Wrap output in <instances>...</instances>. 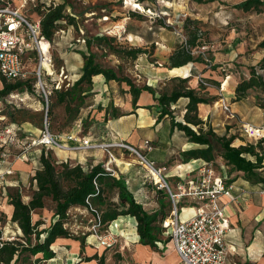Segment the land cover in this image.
<instances>
[{
  "label": "crops",
  "instance_id": "0c3cea01",
  "mask_svg": "<svg viewBox=\"0 0 264 264\" xmlns=\"http://www.w3.org/2000/svg\"><path fill=\"white\" fill-rule=\"evenodd\" d=\"M48 1L50 2L51 0ZM85 1L89 3L93 0ZM192 4L196 3L192 2ZM222 12L215 11L212 16L194 13L188 15L187 18L198 21L199 25L209 23L216 26L215 20L219 18ZM91 14L93 13L91 12ZM227 14L226 17L224 16V21L222 22V27L226 31V37L222 38L221 41L216 39L215 44L210 47L211 64L207 65L198 62L187 64L190 65L187 76L191 77L189 82L191 88L198 90L200 79L216 82L215 84L209 83L206 89L203 90V93H207L206 96L213 100L209 104L199 105V116L219 135H234L235 128L238 125H235L237 123L235 120H228L227 114L223 116V111H221L222 98L229 102L232 112L239 119L259 127H264V110L258 107L255 97L256 93H250L247 98L241 101H234L238 83L250 76L248 68L258 65L264 57V49L258 48L259 43L264 40V12L258 15L261 16L258 21H253L252 16L245 19V29L243 30L242 27L238 29L233 25L235 22L232 20L236 14L233 15V12H228ZM246 27H248L249 31ZM252 27L261 31L258 35V40L252 39L249 36ZM131 38L139 40L138 47L143 49H148L154 43L158 44L154 33L146 35L139 30H131L128 40H131ZM162 47L166 48L165 44ZM176 49L178 48L169 47L168 51H162V55L157 50L153 56L159 55L163 62L158 60L153 61L150 58L151 56L149 57L146 54L140 56L135 61H130L133 65L124 76L133 79L139 87L144 85L152 87L155 92L154 95L148 91H143L136 106L133 104V96L129 92L130 89L126 83L107 82L103 75L93 77V86L98 97L105 98V101L110 102V106L112 105L111 107H115L120 111L121 115L116 118L109 116L106 123H98V126H105L108 130L104 132V135L94 133L92 139L100 141L101 138H105L110 141V143L103 144L93 143L96 145H117L124 143L141 153L149 161L154 162L155 166L159 169L173 170L179 163H182V175L187 176L192 168L200 166L205 161L202 159L186 161L184 153L202 147L190 142L184 132L174 128L170 117L165 116L159 119L160 107L156 99L161 92L172 88V79L174 77H179V75L173 74L170 68V57ZM66 67L68 69V65ZM78 76L80 77V75ZM187 103L188 99L181 98L176 104L172 105L173 113L178 121L183 120ZM109 104L104 108L105 113ZM176 115L180 116L177 117ZM69 133L77 135L78 138H91L88 135L81 134V129L79 128H72L67 134H59L60 140L69 148L53 149L59 163L71 161L79 163L85 168L98 164L105 166L109 160V152H111L115 158L111 163V167L116 171L115 176H122L125 180L129 181V189L134 194L136 200L141 202L146 209L150 210L158 206L159 203L156 200L159 198V194H165L163 192H156L151 185L145 182L144 174L142 173L144 167H137V164L141 165V162L132 158L133 151L119 146L109 149L74 150V147H77L78 143L66 139V135ZM147 140L151 141L154 146L152 151H147L145 148V141ZM246 143H248L247 139L240 144H234V146ZM18 148L19 146L16 145L12 149L16 150ZM35 148L33 147L30 150L28 161L12 158L8 163L0 167L2 173L10 170L6 176L7 181L0 180V193L2 194V201L5 202V204L3 202L0 204V211L4 214L5 221L7 220L15 225L20 234L22 232L18 225L11 221L14 206L9 204L7 192L10 188L19 189L23 195L24 202H29L31 194H27V191L32 187L35 188V184L32 186L31 178L41 168L40 156L44 150L43 146ZM17 153L15 152L14 155ZM219 162L226 164L222 158H217L215 161V163ZM229 176L231 183L236 187V192L237 190H245L249 192V195L231 204H227L226 198H223L221 201L222 205H226V213L231 225V231L227 237L230 255L226 264H264V194L261 193V190L264 189V184H254L246 180L243 173L231 172ZM170 178L174 182L176 181V177ZM165 198L170 203L166 195ZM76 211L89 213L86 209L74 207L70 210V214ZM110 229L136 243V249L140 253V257L150 254L151 247L143 245L139 241L137 221L134 217H119L112 223ZM130 234L132 236H129ZM84 235H86V240L83 250L81 242L77 239L58 238L52 245V250L56 253V256L50 260L43 261L42 264H70L71 262H78V258L81 260L80 264H98V259L89 261L87 259L95 255L98 258L102 257L100 255L102 253L100 252L106 248L91 245L97 240L91 232ZM125 242V246H128L129 241L126 240ZM170 263L168 261L158 264Z\"/></svg>",
  "mask_w": 264,
  "mask_h": 264
},
{
  "label": "trees",
  "instance_id": "16d2710c",
  "mask_svg": "<svg viewBox=\"0 0 264 264\" xmlns=\"http://www.w3.org/2000/svg\"><path fill=\"white\" fill-rule=\"evenodd\" d=\"M198 4H207L216 0H190ZM37 5L36 12L40 17L41 36L51 43L59 29L61 23L66 21L70 26L76 24L75 16L68 12L67 1H41ZM236 9L245 12H264V0H246L234 6ZM140 16V15H138ZM184 29V30H183ZM182 31H185L187 40L185 44L178 47L170 57V68L173 74L182 77H174L172 88L161 92L156 98L160 107L159 119L168 116L174 128L184 132L189 141L200 145L202 148L190 150L184 153L186 161L191 159H202L206 162H215L217 158H222L231 172L243 173L246 180L254 184H264V138L257 142H248L244 145L234 146L235 135H219L209 124L199 116V105L209 104L213 99L203 93L206 89L204 83L216 82L202 79L199 89L191 88L188 71L191 62L205 63L199 55L195 57L193 49L203 46L200 41V25L196 20L187 18ZM106 48L110 53L122 57L126 60L135 61L142 55L151 54L148 49L139 47H126L118 43L115 36L96 35L86 40V47L89 53H83L84 65L81 70L80 79L76 85L84 83L93 86V77L103 75L107 82L116 81L126 83L129 92L133 96V104L137 101L143 91H148L155 95L152 87L144 85L139 87L128 76L117 73L113 68H104L96 60V54L91 51V47ZM46 49V47H44ZM264 49V40L258 45ZM206 64V63H205ZM187 65L186 67H183ZM183 67V68H180ZM250 76L242 79L235 90L234 101H241L247 98L251 92L259 93L264 90V73L258 74V70H264V57L258 65L250 66ZM186 77V78H185ZM0 99H6L11 93L18 90H34L33 79L26 82H10L0 77ZM57 96L59 104H66L69 111V99L73 100V92L70 89L52 88ZM43 98V97H42ZM181 98L188 99L183 120L178 121L174 115L172 105ZM259 98V97H258ZM261 101V100H260ZM262 102V101H261ZM261 105L260 103L258 106ZM111 107L110 105L108 108ZM50 112V111H49ZM48 112L47 116H50ZM121 115L115 107L112 113L106 108L105 119ZM21 152L25 142L18 138ZM13 149L15 148L12 147ZM10 149V153L15 151ZM6 151L2 147L0 152ZM41 168L35 172L31 178V198L29 202H24L23 195L19 189H8L9 204L14 206L11 221L18 225L22 232L19 240H5L0 245V264H42L43 261L50 260L56 256L52 250V245L58 238H74L81 242L82 250L85 248L86 235L73 237L67 228L70 219V210L80 207L96 219L100 217L102 225L108 231L110 225L122 216L134 217L137 221V232L140 243L157 248V242H161L160 234L165 231L162 226L163 220L170 211L166 210L165 204H158V208L148 210L141 202H138L134 194L126 184V180L120 176L116 177L109 173L103 164L85 168L79 163L64 161L59 163L54 155L53 149L44 148L40 156ZM52 203L54 221L49 227L42 228L41 220L33 221V213L47 208V203ZM170 205V203H169ZM2 231L0 230V239ZM1 243V242H0ZM98 259V264H105L104 257L98 258L95 255L87 260Z\"/></svg>",
  "mask_w": 264,
  "mask_h": 264
},
{
  "label": "rangeland",
  "instance_id": "374dc122",
  "mask_svg": "<svg viewBox=\"0 0 264 264\" xmlns=\"http://www.w3.org/2000/svg\"><path fill=\"white\" fill-rule=\"evenodd\" d=\"M41 1L42 0H30L22 10L30 20L36 21L40 19L36 12V7L42 3ZM44 1L49 2L48 0ZM51 1H67L69 3L68 12L76 17V24L70 26L67 23H61V28L57 32L54 40L50 43L52 64L50 67L43 70V82L50 92H52L53 87L59 86L63 89H70L73 92V100L69 99L71 103L68 111L66 110L65 103L59 104L57 102V96L53 92V94H49L47 105L46 99L42 98L41 92L37 90L36 87H34L33 91L18 90L17 93L19 98L25 99L23 102L18 101V105L11 103L9 96L6 99H0V150L4 141H8L7 130L9 128L15 131L16 137L23 140L25 144H32L33 140L41 136L46 119L49 123L51 132L56 135L67 134L72 128H79L81 129V134L91 137L89 138L91 143H110V141L105 138H101L100 141H94V139H92L94 133L104 135V132L108 130L105 126H98V123H106L108 120H104V108L110 102H106L105 98L102 99L98 97L94 86H89L86 83L76 85L77 81L80 79L78 75L81 76L82 68L80 67L84 65L82 54L89 53L86 47V40L88 38L96 35L115 36L118 43L126 47H138L139 40L132 38L128 40L131 30H139L146 35H148V33H154L158 44L154 43L149 46L148 52L151 54L148 56H151L150 58L153 61H161L162 59L159 55L153 56L157 50L158 53L162 55V51H168L169 47L178 48L185 44L186 40L184 38L186 37L187 39V35L185 31H182L184 22L186 21L184 13L188 15L203 13L205 16H212L215 11H223L219 18L215 20L216 26L209 23L200 25L201 31L199 37L203 46L193 49L195 57L201 55L205 63L210 65L211 45L215 44V41H221L222 38L226 37V31L224 27H222V22L224 21V16L226 17L228 15V12H233V15L236 14L232 20L235 22L233 25L238 29L242 27V30L245 29L244 21L248 19L249 16L253 17V21H258L260 19L259 17H261L258 16L259 13L252 11L245 12L234 8L236 4L246 0H216L212 3L199 5H197L198 3L193 5L190 0H93L89 3L85 0ZM15 2L20 6V0H16ZM137 5H140L141 8ZM91 12L93 14H91ZM246 29L248 30V27H246ZM252 31L253 33H251ZM252 31L249 33V36L252 39L258 40V35L261 33L260 29L256 30L252 27ZM164 44L166 48L162 47ZM91 51L96 54L97 62L104 68H113L121 75L128 73V70L133 65V63L128 60L110 53L106 48L93 46L91 47ZM23 60L30 73L35 71L39 65V59L35 52L28 53V55L24 56ZM67 65L69 70L66 67ZM65 76H67V78H65ZM255 97L257 104H261L258 107L264 110V90H260L259 93H256ZM107 109L112 113V107ZM221 111H223L222 114L224 116L226 112L223 107ZM48 112L50 116H47ZM176 116L179 117L180 115ZM234 120L237 122L235 125H239L236 126L234 134L236 137L234 144L237 145L246 138L241 131L243 120L239 119L237 116ZM5 147L8 149V146ZM38 147L41 148L42 146H36V148ZM14 151L17 152V150ZM132 158L140 161V158L135 153ZM215 164L220 170L222 166L227 167L226 164H221L220 162ZM137 167L143 166L137 164ZM182 169L183 164L179 163L173 170H164L163 175L173 186L174 181L170 177L181 175ZM225 171L231 175L230 168H226ZM142 173L144 175L148 174L145 168ZM7 175V173L2 175V181L6 180ZM31 193V189L27 191V194ZM157 201L159 204L161 202L165 204L166 210L170 211L171 205H169L165 195L159 194V198L156 202ZM2 202L5 204V202L2 201V194L0 193V204ZM52 207V203L48 202L46 209L35 212L33 221L41 220L43 222L42 228L49 227L54 221ZM155 208L157 209L158 206ZM150 210L152 211V209ZM0 220L2 222L0 224V230L5 240H19L20 237H22V234L18 232L15 225L7 220L5 221L4 214L1 213V211ZM95 223V218L90 213L76 211L70 214L67 228L70 230L73 237H79L84 236L86 233H90ZM110 227L108 231L105 230L106 228L104 226L101 227V234L104 236L107 235L109 231H111ZM113 233L114 236L111 237V241L113 242L112 246H102L98 240L91 244L92 246L106 248L100 252L102 253L100 255L105 259V264H158L168 261L171 262L170 264H182L171 243V236L167 231H163L160 234L161 242L157 244V248H151L150 254L142 256L143 258L140 257V253H138L136 249V243H133L131 240L127 239V237H123L116 232ZM129 236L132 235L130 234ZM126 240L129 241L128 246H125ZM80 263L81 260L78 258V262H71L70 264Z\"/></svg>",
  "mask_w": 264,
  "mask_h": 264
},
{
  "label": "built area",
  "instance_id": "2783aa9c",
  "mask_svg": "<svg viewBox=\"0 0 264 264\" xmlns=\"http://www.w3.org/2000/svg\"><path fill=\"white\" fill-rule=\"evenodd\" d=\"M16 0H0V77L10 82H26L30 79L35 81L34 87L41 92L43 99L48 105L49 94L47 86L43 82L42 72L52 64L50 53V43L41 36L40 19L32 21L22 11L30 0H20V6ZM188 14L184 13V18ZM63 23H66L64 21ZM185 40L186 37L184 38ZM47 43L48 49L42 47ZM36 53L39 65L35 71H28L24 64V56L28 53ZM38 73V76H37ZM264 70H258V74H263ZM67 78V76H65ZM202 79H200L201 81ZM208 86V83H204ZM61 89V87H56ZM222 89V86H221ZM11 103L23 102L24 98H19L17 91L9 95ZM222 107L227 114L228 120H234L236 115L232 112L229 102L221 100ZM18 105V104H17ZM48 111V107H47ZM242 133L248 142H257L264 138V127H259L251 123L242 121ZM8 141H4L2 147L8 146L6 151L0 152V167L8 163L12 158L15 160H29V152L33 147L43 146L46 149H69L60 140V135L51 132L49 123L46 119L45 127L41 136L33 140L32 144H25L20 153L16 155L9 151L14 146H19V140L15 131L10 128L7 130ZM68 141L78 143L74 150L98 149L119 146L129 149L138 155L141 165L148 174L144 175L145 182L151 185L156 192H163L169 199L171 209L167 217L163 220L162 226L171 236V242L180 258L182 264H226L230 255L227 237L231 231L230 221L226 213V205H222L223 198L227 199V204L235 203L241 198L249 195L248 191L237 190L229 173L222 166L221 170L216 167L215 162H204L200 166L191 169L187 176H176V181L172 186L169 180L163 175L164 169H159L155 163L149 161L141 153L132 147L120 143L117 145H96L86 137L78 138L77 135L69 133L66 135ZM147 151H152L154 146L151 141H145ZM115 159L109 152V160L105 165L106 170L112 175L116 174L111 167L112 160ZM10 170L5 173H9ZM0 170V180L3 174ZM126 184L129 181L126 180ZM264 194V189L261 190ZM90 232L102 246L110 247L113 245L111 237L113 231L107 235L100 232L103 227L99 216L95 219ZM5 239H0V245Z\"/></svg>",
  "mask_w": 264,
  "mask_h": 264
},
{
  "label": "bare ground",
  "instance_id": "6f19581e",
  "mask_svg": "<svg viewBox=\"0 0 264 264\" xmlns=\"http://www.w3.org/2000/svg\"><path fill=\"white\" fill-rule=\"evenodd\" d=\"M139 8H141V6L140 5H137ZM143 10V9H142ZM42 47H43V49L45 50V51H47V49H48V45H47V43H43L42 44ZM44 47H46V49L44 48ZM91 239V238H90ZM93 239V238H92Z\"/></svg>",
  "mask_w": 264,
  "mask_h": 264
},
{
  "label": "water",
  "instance_id": "95a60500",
  "mask_svg": "<svg viewBox=\"0 0 264 264\" xmlns=\"http://www.w3.org/2000/svg\"><path fill=\"white\" fill-rule=\"evenodd\" d=\"M186 78V77H185Z\"/></svg>",
  "mask_w": 264,
  "mask_h": 264
}]
</instances>
